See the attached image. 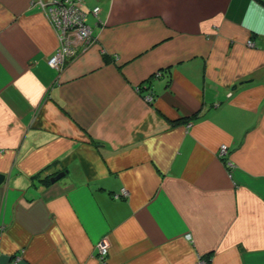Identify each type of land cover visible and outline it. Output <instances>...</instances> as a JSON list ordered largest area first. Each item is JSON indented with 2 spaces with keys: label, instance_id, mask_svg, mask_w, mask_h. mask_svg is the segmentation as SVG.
Returning a JSON list of instances; mask_svg holds the SVG:
<instances>
[{
  "label": "crops",
  "instance_id": "crops-1",
  "mask_svg": "<svg viewBox=\"0 0 264 264\" xmlns=\"http://www.w3.org/2000/svg\"><path fill=\"white\" fill-rule=\"evenodd\" d=\"M52 1L0 0V264H264V0H82L60 70Z\"/></svg>",
  "mask_w": 264,
  "mask_h": 264
},
{
  "label": "built area",
  "instance_id": "built-area-1",
  "mask_svg": "<svg viewBox=\"0 0 264 264\" xmlns=\"http://www.w3.org/2000/svg\"><path fill=\"white\" fill-rule=\"evenodd\" d=\"M42 9L58 34L59 44L55 52L48 58L47 63L60 70L66 62L74 59L80 51L85 50L92 42L91 27L86 22V13L82 8V0H53L50 3H41ZM94 14L100 11L99 6L91 9ZM248 45L253 42L248 40ZM138 88V87H137ZM145 99L152 101L153 96L146 94ZM188 122L187 125H190ZM228 146L221 144L218 148L219 156H225ZM229 164V163H228ZM125 188L120 193H115L114 198L126 196ZM98 256L103 259L108 254L109 242L106 236L96 243ZM197 264H206L205 258H200Z\"/></svg>",
  "mask_w": 264,
  "mask_h": 264
},
{
  "label": "water",
  "instance_id": "water-1",
  "mask_svg": "<svg viewBox=\"0 0 264 264\" xmlns=\"http://www.w3.org/2000/svg\"><path fill=\"white\" fill-rule=\"evenodd\" d=\"M62 176H63V172L60 171V172L56 173L54 176H51L49 178V180L51 182H54V181L58 180L60 177H62ZM4 177H5L4 174H0V183L3 181Z\"/></svg>",
  "mask_w": 264,
  "mask_h": 264
}]
</instances>
